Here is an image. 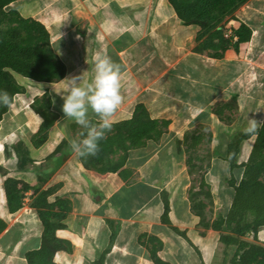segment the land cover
Segmentation results:
<instances>
[{
    "label": "crops",
    "instance_id": "1",
    "mask_svg": "<svg viewBox=\"0 0 264 264\" xmlns=\"http://www.w3.org/2000/svg\"><path fill=\"white\" fill-rule=\"evenodd\" d=\"M71 1L72 10L58 17L82 20L84 26L68 29L56 39L67 68L62 80L71 73L92 75L95 61L88 58L104 56V50L110 49L106 56L122 68L123 97L111 122L132 121L142 107L152 121L161 122L162 131L128 150L120 164L112 163L119 161L117 154H109L112 146L81 158L70 148L69 153L57 150L58 137L57 153L52 155V134L61 130V124L68 127L62 142L76 141L78 133L73 123H65L63 100L56 96L60 107L52 110L58 116L47 139L38 143L34 137L29 144L20 141L29 153L26 160L15 148L6 153L14 171L0 181V219L6 223L0 234V264H30L28 254L43 247L49 227L57 246L54 264H157L154 258L166 264H220L219 250L224 244L220 230L214 228L217 217L208 218L206 203H195V199L202 189H214L215 206L221 210L226 202L232 205L235 190L229 182L235 179L239 185L243 178L256 136L243 140L232 155L224 147L231 146L234 137L250 135L244 131L250 121L245 120L246 102L264 96V78L259 82L254 78L255 69L264 74L263 66L256 67L264 65V22L238 21L253 31L251 40L217 57L215 50L202 47L199 29L182 24L171 9L155 11L165 27L150 26L154 21L148 18H155L154 12L143 10L149 0ZM101 3L106 25L98 23ZM98 34L102 36L99 54L94 43ZM232 101L234 112L226 105ZM233 114L237 119L226 122L227 117L234 119ZM203 128L211 131L208 158L203 156L202 143L207 142L201 137ZM41 151L50 156L43 171V190L52 192L44 196L37 213L28 204L38 197L34 187L41 175L21 165L39 159L41 154L35 155ZM100 155H104L102 160ZM11 178L30 184L26 190L18 186L30 213H24V207L10 212L6 183ZM53 203L55 216H45L42 212ZM166 204L170 223L163 221ZM181 233L200 250L202 258Z\"/></svg>",
    "mask_w": 264,
    "mask_h": 264
},
{
    "label": "rangeland",
    "instance_id": "2",
    "mask_svg": "<svg viewBox=\"0 0 264 264\" xmlns=\"http://www.w3.org/2000/svg\"><path fill=\"white\" fill-rule=\"evenodd\" d=\"M42 1L45 3L42 4L41 0H32V1L17 0L4 9L5 13L9 11L19 12L22 16V19L26 20L27 23H24L23 21H21L19 17H10L6 15L4 12L0 11V32L3 34L7 33L8 31L11 33L14 32L13 34L18 32L22 34L24 37H27L28 35H30L32 37V44H39L41 47L46 49L47 55L50 57L51 62L55 66L54 79H56L60 77L62 73L64 72V68L62 67L60 63V61L62 62L61 58H62L63 52L62 51L60 52V48H59L60 40H56V39L58 35H60V33L66 32V30L68 29H69L68 30L69 32L75 28H79V26L82 27L84 26V23L82 22V20L79 21L76 19L74 21V19L70 16H67L65 18L60 17V16L58 17V15H63L66 9L72 10L73 2L71 0H42ZM178 1L184 2L185 4L193 3V5H195L198 8L200 7L199 3L203 2L201 0H178ZM171 2H172L171 0H152V3H151V1L149 0L148 3L144 6L143 10H145V12L147 13L148 11L151 10V15H153V12L155 15V11H160V10L168 11L169 9H171L173 12H176L173 6L171 5ZM102 5L103 4L101 3V7L99 6V9H98L101 11H99L100 19L98 20L97 18V20L99 24L103 23V25H106L104 24L106 21V18H103L102 17L103 15L101 16V14L104 12V6ZM251 6L256 8L258 11L263 12L264 11V0H247L244 4L239 6V8L236 11H234L229 16H227L224 19V21L219 25L217 29L218 34H219L218 36L214 35L217 31L213 33H208V32L203 33L204 31L201 30L200 27L193 26L196 29H199V35H202L200 36L202 43H203L202 47L204 46V48H206L207 46L208 48H210V47H214L217 45L219 47V50H217V52L214 51V53H219V54L223 52L221 47H224L227 50L236 49L237 45L239 44L237 43L238 38H236L234 35V29H236L234 28V26L237 24L238 26L237 29H238L240 28L242 24H245V23H241L240 25H238L237 23L238 21H242V19L243 21H246L249 18V19H252V21L264 22V15L259 13L258 11L253 10ZM148 19H150L149 21H152V20L154 21L153 25H150L153 27L158 26V25L165 27L167 25L163 23L162 19L156 18V15H155V18L151 17ZM177 20L181 21V23L184 24L182 20H180L179 17ZM32 21H36L42 24L46 28L48 34L45 33L44 30L39 29L38 28L39 26H36V24L33 23ZM249 25L251 28L253 27V24L251 25L250 23ZM254 26H260V24H254ZM210 39H211V42H210ZM101 40H102V36H99L98 34V40L94 42L96 43V48H98L96 49L97 54H99L98 51H100V45H101L100 41ZM92 46H94V44H92ZM109 50L110 49L104 50V53L106 52L104 56L108 55ZM108 56H110V53ZM94 57L95 58H93V56L91 55L90 58H88V60H90V62L92 60L96 61L98 56L96 55ZM260 66H263L262 69H264L263 64H259L256 67H260ZM92 67L94 66L92 65ZM255 70H256V73L254 75V78L257 79V81L259 82L260 79L264 78V74L258 73L259 69H255ZM262 72H264V70H262ZM66 73H67V68H66L65 74ZM71 76H72V73L70 74L69 77ZM12 80L14 84L16 85L19 93L15 97L14 103L11 105L8 113L4 116L3 121L1 123L0 181L3 180L4 176L7 177L9 173H12V171H14L12 167V163L7 162L6 155L9 154L10 150L11 149L13 150L22 140L26 141L27 144H29V141H32V139H34L35 137L34 135L38 133L39 131L38 129L41 123L43 122V119L38 114V112L47 111L49 108L50 110H53L57 107L58 108L60 107L55 97L57 96V98H61V95H58L57 93L61 91L62 84H63L62 78L54 80L53 82H50V83H46V82H38L32 79H26L21 76L15 75V76H12ZM259 87H260L259 85H255V89L256 88L259 89ZM240 93H244V92L240 91ZM243 99H245V97H242V100ZM233 104H234V101L226 105H229V108L234 112L235 108L234 109L232 108ZM246 104L247 106H245V110H246L245 120L248 121L250 119L252 121H255L256 129L258 128L260 129L264 123V96L257 97L256 99L248 98V101L246 102ZM93 116H91V113H90L89 118L91 122L95 124L97 123V121L95 120L96 117L94 118ZM235 116L236 115H234V119L232 116H231L232 119L231 117H227L228 120H226V122L234 121L235 119H237ZM64 121L66 123L68 120L65 119ZM132 121H134L132 122L133 128L136 125L140 127L141 124L142 125L146 124L147 126L152 125L150 123L152 122V120L150 119V115H148V112L146 110H143L142 107L136 110L135 118ZM250 122L251 121H249V124ZM157 123L158 124H156L155 126L153 125L151 126L155 129L156 134L162 131V126H163L161 122H157ZM122 124L112 123L111 131L107 132L104 138V140L106 139L105 142L109 140V142L112 143V149L109 152V154H113V155L117 154L119 156L118 162H115V160L114 162H112V163H117V164L124 162L125 155H127L128 150H131L132 148H134L130 143L129 136L131 135V133H133V130H135L136 128L129 130V127H128L129 125H122ZM64 126L65 125L61 124L59 127L61 130L57 133L54 131V133L52 134L54 136V140L52 142L53 144L50 145V149H51L50 154L52 155H55L57 153V150L66 151V153H69L70 145L66 142H62L61 140L62 135L66 134V131H68L67 130L68 127L66 126L64 127ZM71 127H75V129L77 128V130H75V132L78 131L76 135L77 137L76 141L79 142L83 138V133L85 130L82 129L80 126L76 125L75 123H73ZM210 132L211 131H208V129L206 128H203V130L200 132L202 139L207 141V142L202 143L203 150H204L203 156L206 155L207 158L211 155V149H210L211 133ZM56 137H58V140H59L58 142L60 143L57 150H55V146H56L55 138ZM40 139L41 138H38V140ZM237 139H238L237 137L236 138L234 137L233 144L229 146L228 148L224 147V149H228L229 155H232L234 152H236ZM102 141H100L101 144H102ZM247 146L249 145L247 144ZM24 149L26 150V148H24L23 146L22 151ZM15 150L17 154H19L21 151L20 149H15ZM100 151L103 152L102 149H100ZM40 154L41 156L39 157L41 159L39 158L35 161L34 160L31 161L30 165L26 163H22L21 165L22 167H25L27 169L29 168L28 170L33 169V171H37L34 173H38L41 175V177L39 176L38 182L34 187V189L37 190L36 193H38V197L34 201L35 203H30V201H25L26 204L30 203V205L28 204V206H32L35 212L37 213H39L38 205H40V203L43 201L44 196L52 192V189H48L46 191L43 190V187L46 185V181L44 180V177H43V171L49 166L48 160L50 156L47 157V152H42V151L38 152L35 156L37 157ZM100 156H102L101 157V160H102V158H104V155H100ZM242 157L244 158L245 154H243ZM261 163H262V170H261L260 181L264 184V150L262 154ZM205 166H206V163L203 164L204 168ZM11 179L14 180L13 178ZM17 182L21 189L27 186L29 187L30 185V184H25L24 181H17ZM202 190L203 192H200L199 195H197V198L195 199V203H199L200 201H202L204 204L205 202L206 207H207V210H206L207 217L208 218L217 217L216 223L218 222V223L223 224L220 230V234L225 236L226 241L225 243H222L224 245L221 246L220 247L221 250H219V253L221 254L219 258L220 264H232V261L237 251V247L229 246L227 243L230 239H232L235 236L234 234L235 229L232 226H228L223 221L224 217L227 215L229 211L231 204H228L226 202V204L224 205L225 208L217 211L216 206H215L216 195L214 194V191H213L214 189H202ZM47 209H48L47 211L42 212L43 214H45V216H46V213L48 215L50 214V216L52 217L55 216L54 211H57L56 203H53L50 206L48 205ZM23 210H24V213H27V214L31 212L29 210V207L26 208V206H24ZM248 238H249L248 236L245 237L246 240H249ZM258 244L264 246V229L260 231ZM254 264H264V256L263 255L258 256L255 259Z\"/></svg>",
    "mask_w": 264,
    "mask_h": 264
},
{
    "label": "trees",
    "instance_id": "3",
    "mask_svg": "<svg viewBox=\"0 0 264 264\" xmlns=\"http://www.w3.org/2000/svg\"><path fill=\"white\" fill-rule=\"evenodd\" d=\"M15 1L17 0H0V11L4 12V9ZM171 1V5L184 25L198 26L204 31L203 33H213L217 31L219 25L227 16L236 11L239 6L244 4L247 0H201L203 2L199 3V8L193 5V3L185 4L184 2H179L178 0ZM5 14L10 17H19L21 21L27 23L26 20L22 19L19 12L9 11ZM32 22L35 23L36 26H39V29L44 30L45 33H47L46 28L42 24L36 21ZM234 30V35L238 38L237 43L239 45L251 40L253 31L247 25L242 24L240 28ZM13 33L14 32L11 33L8 31L3 34L0 32V90L7 91L11 97L10 105L0 106V129L4 116L8 113L11 105L14 103L15 97L19 93L12 80V76L17 75L38 82L50 83L54 80L63 78L66 71V66L60 61L62 67L64 68V72L60 77L54 79L55 66L51 62L50 57L47 55L46 49L41 47L39 44H32V37L30 35L24 37L18 32L15 34ZM214 35L218 36V31ZM239 45H237L236 50L239 48ZM206 48L208 47L206 46ZM210 48L214 49L216 52L219 50L217 45ZM221 49L223 52L221 54L215 53V56H224L227 49L224 47H221ZM49 110L50 108L47 111L38 112L43 119L39 131L35 136V138H41L38 140V143L41 140V142H44L47 139L48 132L57 119L58 114ZM132 122L134 121H129L123 123L122 125H129V130L136 128L129 136L130 143L133 147L142 145L144 139L153 138L155 136V129L151 126H155L158 124L157 122L155 123V121H152L150 122L152 125L149 126L146 124L142 125L140 123V127L136 125L134 128ZM252 136H256V139L248 162L244 165L243 178L239 185H236L235 179H232L229 182L230 186L234 188L235 194L231 208L229 209L226 217L223 219L225 224L232 226L235 229V236L227 243L229 246L237 247L232 264H254L255 259L258 256H264V246L258 244L260 231L264 229V184L260 181L262 170L261 159L264 150V123L255 133L245 135V137H241L237 140V152L239 151L242 141L249 139ZM23 146V143H19L15 149H20L21 151L19 154L26 160L28 159L27 157L29 153L28 151L26 152L25 149V151H22ZM111 146L112 143L108 140L106 142H102V144L100 143L99 148L103 150L107 147V150H109ZM18 186V182L15 180H9L6 183L9 210L13 214L24 207L23 191L19 189ZM23 189L26 190L27 187ZM168 214L169 206L166 204L165 214L163 216V221L166 223H170ZM222 225V223L217 222L214 228L216 230H221ZM5 229L6 223L0 219V234ZM51 231L52 229L49 227L46 232V237L48 238L46 239L43 247L28 254V261L30 264H54L53 259L57 246L52 243L54 240L51 239ZM250 233L254 234L253 241L245 239V237ZM181 234L202 258L200 250L194 246L186 234ZM220 241L225 243L226 238L224 235L221 236ZM154 259L157 264H166L158 258ZM101 263H103V259L101 260Z\"/></svg>",
    "mask_w": 264,
    "mask_h": 264
},
{
    "label": "clouds",
    "instance_id": "4",
    "mask_svg": "<svg viewBox=\"0 0 264 264\" xmlns=\"http://www.w3.org/2000/svg\"><path fill=\"white\" fill-rule=\"evenodd\" d=\"M87 73L88 71L66 78L62 81L61 91L57 93L63 100L61 108L63 119L85 130L79 142L69 141L71 151L81 158L95 156L98 153L100 141L111 131V117L123 100L122 68L110 57H98L92 75L88 76ZM10 104L9 93L0 90V106ZM90 113L97 117V123L91 122ZM250 121L244 130L246 134L256 132V122Z\"/></svg>",
    "mask_w": 264,
    "mask_h": 264
},
{
    "label": "built area",
    "instance_id": "5",
    "mask_svg": "<svg viewBox=\"0 0 264 264\" xmlns=\"http://www.w3.org/2000/svg\"><path fill=\"white\" fill-rule=\"evenodd\" d=\"M231 31V30H230ZM231 34H232V32H231ZM234 34H235V30H234ZM237 38V37H236ZM248 239L249 240H251V241H253L254 240V234L253 233H250V234H248Z\"/></svg>",
    "mask_w": 264,
    "mask_h": 264
}]
</instances>
